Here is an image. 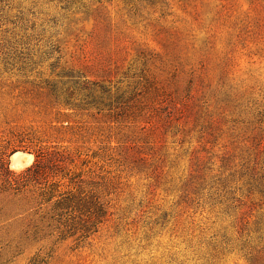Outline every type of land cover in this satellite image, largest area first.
Masks as SVG:
<instances>
[{
  "label": "rangeland",
  "instance_id": "374dc122",
  "mask_svg": "<svg viewBox=\"0 0 264 264\" xmlns=\"http://www.w3.org/2000/svg\"><path fill=\"white\" fill-rule=\"evenodd\" d=\"M0 264H264V0H0Z\"/></svg>",
  "mask_w": 264,
  "mask_h": 264
},
{
  "label": "trees",
  "instance_id": "16d2710c",
  "mask_svg": "<svg viewBox=\"0 0 264 264\" xmlns=\"http://www.w3.org/2000/svg\"><path fill=\"white\" fill-rule=\"evenodd\" d=\"M38 156H36V158H37ZM41 157H43V155L41 156ZM39 170H40V163H39V161H38V159H36L35 161H34V164L31 166V167H29L26 171L27 172H30V171H33V173H38L39 172Z\"/></svg>",
  "mask_w": 264,
  "mask_h": 264
}]
</instances>
